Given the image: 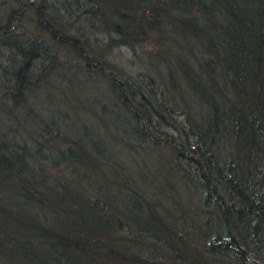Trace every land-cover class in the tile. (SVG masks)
I'll return each mask as SVG.
<instances>
[{
  "label": "trees",
  "instance_id": "16d2710c",
  "mask_svg": "<svg viewBox=\"0 0 264 264\" xmlns=\"http://www.w3.org/2000/svg\"><path fill=\"white\" fill-rule=\"evenodd\" d=\"M162 3H4L0 41L11 47L6 60L0 56V264H264V0ZM109 8L123 17L114 31L127 41L138 38L132 31L142 28L133 20H142L140 12L146 10L158 14L148 24H167L172 39L190 38L185 57L178 55L184 61L175 60L177 76L166 70L163 88L152 76L107 67L101 55L92 54L86 37L80 43L82 25L76 22H91L96 12L108 14ZM66 51L82 59V74L57 60ZM62 71L83 78L90 73L104 83L112 105L95 104L93 117L120 144L164 150L167 168L158 165L163 189L157 184L158 196L145 198L94 132L79 130L82 146L75 138V145L58 147L52 155L45 150L48 131L33 128L35 120L28 119H35L62 85ZM170 73L178 86L168 79ZM18 128L35 131L29 135ZM36 132L38 138L31 140ZM9 137L22 138L25 146ZM59 160L84 168L98 195L88 200L58 177H48L44 168ZM75 174L84 179L81 169ZM173 189L188 197L187 205L172 199ZM163 199L174 202L175 215ZM192 199L194 220L187 216Z\"/></svg>",
  "mask_w": 264,
  "mask_h": 264
},
{
  "label": "rangeland",
  "instance_id": "374dc122",
  "mask_svg": "<svg viewBox=\"0 0 264 264\" xmlns=\"http://www.w3.org/2000/svg\"><path fill=\"white\" fill-rule=\"evenodd\" d=\"M8 1L9 0H0V12H2L3 7H5L4 5H6L4 3ZM161 1L163 2L162 5H164L168 0ZM155 11H141V16L144 18L140 21L134 18L133 22L136 23L137 26H141L142 29L140 30L139 28L136 31L133 29L132 32H136V36L138 37L133 42L126 40L130 39L129 37L123 38L124 36H122V38H120L115 35L114 26L119 23L123 24L124 20L122 19L123 17L121 18V16L114 14L110 8L105 12H108V14L96 12L91 18V22L95 21L92 26L90 21L84 22L82 21V18L76 22L75 25H80L81 23V35L84 37L82 38L83 40L79 41L80 43L85 42L84 40L86 37L92 54L94 53L98 56L101 55V58H103L107 67H109V65H115L119 69L124 68L127 73L135 74L136 72H141L147 76H152V81L155 86L158 88L159 81L161 82V84H159L160 87L163 88L164 85H166V70L177 76L179 71L176 70L175 60L177 58L178 61H184V58L180 56L185 57V54L190 47L191 40L189 37L184 38V40L172 39L173 30L167 24H163L160 28H158L155 23L148 24L149 20L152 21L153 19L158 18V14H156ZM163 19L164 16H161V20ZM11 23L13 25V22ZM154 27L155 29H152ZM74 31L77 30L74 29ZM74 31L72 30L70 35H74ZM26 32H28L27 29ZM185 36L187 35L182 37ZM183 46L186 50L181 48ZM10 47L11 45L4 47V42L0 41V56L3 55L4 60L7 59L6 54L10 53ZM177 49H179V51ZM62 53L63 52L57 55V60L59 62L64 61V64H71L72 68H78L79 73H81L84 66L82 59L72 56L70 51H66L63 55ZM61 74V79H63V81L61 80L62 85H60L59 88H55L53 92L49 94L48 99L42 104V111L40 114H35V119L30 115L28 119L35 120V122H32L33 128H41V126H45L48 131L47 136H45L46 140L44 143L42 142L45 150L52 155V151L58 150V147L63 148L67 144L75 145L76 143L73 139H79L80 137L83 138V136L79 134L80 129L94 132L96 136L103 139L102 144L105 146L104 148L109 151L108 153L112 163L118 167L120 173H123L128 179H130V182L136 186L138 191L144 195L145 198L149 199V201L151 194L155 193V195L158 196V188L163 190L161 188L162 186H160V179L158 178V165L161 164L162 169L165 172L167 168L166 159L168 157L165 155L164 150L149 145L127 147L124 144H120L118 139L114 136V132L111 131V129L107 132L104 125H99L100 120L93 117L92 109H94L93 107L95 104L101 106L102 104L106 105L104 103H109L112 105L110 97L104 90V83L90 73H84V78L80 74L73 75L69 73L68 75L63 71ZM173 74L170 73L168 79L171 78L175 85L178 86L177 78ZM166 92L171 99L176 97L178 99L177 92L170 94L168 89ZM180 94L184 96L182 88ZM59 119L61 123L58 127L53 125V123ZM2 123L3 120H0V124ZM26 124L28 127H31L28 122H26ZM109 127L111 128L112 124ZM18 130H23L24 133L29 132V135L33 134L35 131V129L29 131L25 128H18ZM14 131H16V129H14ZM3 133H5L7 137H11V131L3 130ZM35 136L36 137H32L31 140L38 138L37 132L35 133ZM10 139L13 140L12 138ZM75 140L77 141V139ZM13 141L15 143L20 141L22 147L25 146V141H23L22 138L21 140L14 138ZM83 141L84 140L81 139L79 142L81 146L83 145ZM26 145L27 149H25V156L29 158L31 145L30 143H27ZM22 151H24V148H22ZM44 169V173H46L48 177L52 179L58 177L57 179H59L60 183L68 185V189L75 191L77 195L86 197L88 200H90L93 194L98 195V193L93 190V187L89 185V174L85 172V170H82L84 168H80L84 179L79 180L78 175L75 173L77 170L80 174V169H77L74 165H69L67 161L63 162V160H59L58 162L47 165ZM165 175V173H162L163 177H165ZM90 176L91 178L94 177L92 173ZM93 180L97 179L95 178ZM173 188H175L174 184ZM172 193L174 195L172 196V199L181 200L184 204H188V197L179 196L175 189H173ZM161 203L163 206L167 205L166 208L168 210L171 209V216L175 215L174 202L169 204L168 199H163ZM155 207L158 209L161 208L160 206L158 207V204H156ZM194 210L195 204L193 203L191 216L190 214H187V216L192 217L194 215ZM159 212L162 213V210ZM195 216L196 215H194L192 220L195 219Z\"/></svg>",
  "mask_w": 264,
  "mask_h": 264
},
{
  "label": "bare ground",
  "instance_id": "6f19581e",
  "mask_svg": "<svg viewBox=\"0 0 264 264\" xmlns=\"http://www.w3.org/2000/svg\"><path fill=\"white\" fill-rule=\"evenodd\" d=\"M194 199V198H193ZM193 199H192V201L191 202H189V203H191L192 204V202L195 204V201H193Z\"/></svg>",
  "mask_w": 264,
  "mask_h": 264
}]
</instances>
